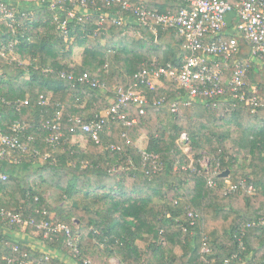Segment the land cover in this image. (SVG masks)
Segmentation results:
<instances>
[{"label":"trees","instance_id":"1","mask_svg":"<svg viewBox=\"0 0 264 264\" xmlns=\"http://www.w3.org/2000/svg\"><path fill=\"white\" fill-rule=\"evenodd\" d=\"M132 3L161 12H177L183 6L179 0ZM99 6L100 12L71 28L68 40L51 16L40 12L33 39H23L19 47L29 66L0 59V132L19 137L29 147L25 153L12 151L14 160L0 158V212L18 214L28 224H62L80 250L75 257L65 231L47 238L42 232L40 246L32 245L28 233L38 232L35 226L13 225L0 215V264L24 254L34 264H84L87 259L93 264L99 259L107 264L110 259L119 264H203L204 237L211 250L207 259L214 264L226 259L232 264H264V108L205 98L181 106L165 121L166 106L188 93L163 79L157 90H146L145 115L133 103L122 110L130 119L137 118L136 125L112 121L97 143L76 118L83 124L99 119L113 106L115 87L128 89L144 69L181 67L189 54L172 29L153 32L138 25L118 26L110 19L99 26L103 12L113 15L121 9L117 4ZM237 23L234 19L232 27ZM240 43L232 63L248 62L249 84L261 89L264 67L252 59L251 46L243 39ZM77 49H83L80 64L75 61ZM61 72L77 78L89 74L105 88L63 79ZM163 97V105L154 104ZM17 124L25 131L15 132ZM184 134L188 140L182 142ZM246 135L250 139L244 167L234 154L233 141H243ZM185 147L191 150L186 153ZM144 151L158 156L161 171L154 172L151 161L144 166ZM205 154L211 157L208 172L187 169L190 157L194 168L201 169ZM225 171H230L228 177H222ZM208 179L217 186L210 187ZM243 179L245 187L225 193L228 180L239 184ZM250 185L255 192L248 191ZM44 187L57 192L58 200L52 203L55 193L48 194ZM20 230L23 237H18Z\"/></svg>","mask_w":264,"mask_h":264},{"label":"built area","instance_id":"2","mask_svg":"<svg viewBox=\"0 0 264 264\" xmlns=\"http://www.w3.org/2000/svg\"><path fill=\"white\" fill-rule=\"evenodd\" d=\"M183 6L177 12H161L159 9H150L145 5H134L132 0H0V59L9 63L16 62L19 65L29 66V62H24L19 51L23 39L31 41L37 16L41 12L51 16V23L56 26L58 32L69 39L72 27L84 24L85 20L93 13L100 12L99 4L108 7L119 5L121 9L111 15L103 12L100 15L99 26L110 19L118 26L131 27L138 25L156 32L158 28L172 29L182 38L189 51L183 60L181 67L144 69L135 75L133 84L125 89L115 87L116 99L111 109L99 119L83 124L80 118L76 122L82 125L83 132L90 136L97 143L100 142V134L104 127L112 121H123L125 126L132 127L137 124V118H129L122 113V110L129 107V104L141 106L140 115H145L144 105L149 103L146 90L155 91L163 84V79L170 80L177 84L179 88L187 91L188 96L179 98L169 104L172 114L177 115L181 106L190 107L201 99L218 98L223 101H239L245 107L252 109L264 108V98L258 86L249 84L248 74L250 71L248 62L245 60L235 61L232 59L240 52V40H244L251 46V57L259 62H264V0H235L230 3L225 0H179ZM234 15L238 20L237 25L232 27L228 17ZM7 31L9 34H7ZM233 32V34H232ZM237 33V35H234ZM108 68V66H106ZM232 74L228 77L227 73ZM61 78L69 81H79L89 84L92 88H105V85L95 77L84 74L77 78L74 74L60 73ZM42 104L46 101L41 97ZM164 97L155 101V105H163ZM28 102L25 101V104ZM236 104L234 103L233 106ZM46 128L51 127L47 122ZM55 126L54 129H59ZM17 131H25L22 125H15ZM187 135L182 136V142L187 141ZM0 158L8 156L14 160L12 151L23 153L29 147L23 145L20 138L4 135L0 132ZM115 149V147H114ZM190 147H185L188 153ZM144 166L148 162L153 163V171L158 172L163 169L157 155L142 152ZM190 167L194 172L202 173L207 170L201 164V169L193 166V159L190 157ZM149 173V172H147ZM2 180L6 175H1ZM246 180L239 184L229 182L225 186V193H236L240 187H245ZM210 187L217 186L213 179H208ZM249 192H255L253 185L248 187ZM0 215L5 219H11V224H22L18 214L1 211ZM193 217V214H189ZM27 225L28 223H24ZM35 226L38 232H43V237L47 238L54 233L65 231L69 238L68 245L72 247L74 256H79L80 250L77 244L72 241L70 229L62 224L50 225L47 222L35 224L34 221L28 224ZM195 225V222H191ZM187 231V228H183ZM202 254L203 264H214V260L207 259V254L211 250L207 246V238L204 237ZM18 250V247H15ZM27 255H22L20 260L15 261L8 258V264H34L26 260ZM19 261V262H18ZM112 259L111 264H119ZM84 264H93L89 259ZM223 264H232L230 259H226Z\"/></svg>","mask_w":264,"mask_h":264},{"label":"rangeland","instance_id":"3","mask_svg":"<svg viewBox=\"0 0 264 264\" xmlns=\"http://www.w3.org/2000/svg\"><path fill=\"white\" fill-rule=\"evenodd\" d=\"M137 39H138V36H137ZM82 53H83V50H81V49H77L76 53H75V61L79 64L81 63ZM260 67H264V62H261ZM261 91H262V94L264 95V87H262V86H261ZM165 112H167V114L165 115V121H167L168 118H169V120H171L172 117L170 115L171 112L169 110V106H166ZM244 137H245V139H243V141L234 140L233 141V148H234V154L239 156V165L240 166L245 165L244 167H247V162L245 161L246 150L244 148L247 147V145L249 144L250 138L248 137V135H246ZM86 142H87L86 139H84L83 143L86 144ZM143 144L145 145V141L143 142ZM144 145H143V147H144ZM210 158L211 157L208 154H205V156L201 162V164L203 165L204 168L208 167V165L210 164V161H211ZM227 182L229 183L231 181L228 180ZM44 189L48 192V194H52V192L55 193L54 195L52 194V196L50 197L52 203L55 202L57 197L59 196V194L55 191H49V189H47V187H44ZM18 232H19L18 237H23L24 231L20 230ZM28 234L31 237L30 243L32 245L36 244V245L40 246V242H42V240H43L40 233H38L36 231H30ZM140 245L142 246L143 244L140 243ZM178 252H181V251L178 250ZM98 255H100V257H102L101 254H98ZM102 262L104 264H107V262H105V260H102ZM96 263L99 264V261L98 262L96 261Z\"/></svg>","mask_w":264,"mask_h":264},{"label":"crops","instance_id":"4","mask_svg":"<svg viewBox=\"0 0 264 264\" xmlns=\"http://www.w3.org/2000/svg\"><path fill=\"white\" fill-rule=\"evenodd\" d=\"M233 20H234V15H230L229 17H228V21L230 22V23H232L233 22ZM81 50H83V49H81ZM83 54V53H82ZM81 60H82V57H81ZM111 68H112V65H111V67H110V70H111ZM113 102V101H112ZM99 261V264H104L103 262H102V260L101 259H99L98 260ZM97 261V262H98ZM112 261V259H110V262Z\"/></svg>","mask_w":264,"mask_h":264},{"label":"water","instance_id":"5","mask_svg":"<svg viewBox=\"0 0 264 264\" xmlns=\"http://www.w3.org/2000/svg\"><path fill=\"white\" fill-rule=\"evenodd\" d=\"M221 175H222V177H228L230 175V171H225Z\"/></svg>","mask_w":264,"mask_h":264}]
</instances>
